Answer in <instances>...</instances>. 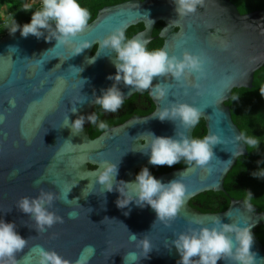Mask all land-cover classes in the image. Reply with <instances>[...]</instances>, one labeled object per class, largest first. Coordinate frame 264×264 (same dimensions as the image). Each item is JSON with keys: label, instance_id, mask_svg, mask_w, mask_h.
Here are the masks:
<instances>
[{"label": "water", "instance_id": "95a60500", "mask_svg": "<svg viewBox=\"0 0 264 264\" xmlns=\"http://www.w3.org/2000/svg\"><path fill=\"white\" fill-rule=\"evenodd\" d=\"M158 22L162 23L157 36L162 40L160 49L177 57L183 52L204 55L205 77L196 80L190 76L179 83L170 77L154 78L153 86L160 84L168 91L163 99L147 91L154 111L94 139L85 132L87 120L76 135L63 127L67 114L69 122L91 115L94 97L113 84L107 77L115 75L112 61L116 54L101 48L100 42L118 28L125 34L130 27L142 25L131 38L139 37L147 46L155 39L152 33ZM84 41L90 47L72 56L75 46ZM55 45V40L45 42L43 37L23 38L19 30L0 37V220L14 223L16 232L28 240L15 255L16 264H38L41 248L57 252L70 264H177L180 257L171 245L174 234L196 227L194 220L211 227L217 218L225 224L249 227L255 264H264V247L254 235L264 212L253 208L249 212L242 200L234 199L220 213L205 214L190 206L200 194L224 193L226 175L238 157L247 156L246 146L235 140L240 131L225 103L234 89H251L254 73L264 66V10L241 15L229 0H205L195 14L178 17L173 0H129L100 9L72 45ZM93 56L94 62L88 63ZM117 87L125 101L137 93L123 83ZM170 103L198 108L204 137L216 134L221 144L213 146L214 158L207 169L189 165L155 177L162 183L179 178L186 188L184 204L168 223L156 221L154 211L146 205L140 207L133 201L121 208L117 201L124 204L134 199L131 186L120 182L133 183L135 172L150 165L143 152L150 137L140 136L150 132L175 138L177 131H185L171 121L152 117ZM72 106L77 108L75 114L69 111ZM196 125L185 135L191 138ZM104 161L117 163L111 192H103L95 183ZM34 181H40L39 185ZM72 184L76 186L67 199L76 201L70 205L54 202L50 211L62 217L63 223L44 232H37L29 216L15 207L21 197L34 198L41 188L58 193ZM73 211L77 216L69 219L68 213ZM129 234L137 239L146 236L151 242L153 248L146 258H140L143 253L137 242L129 240ZM132 252L136 256H128L126 262V255Z\"/></svg>", "mask_w": 264, "mask_h": 264}, {"label": "clouds", "instance_id": "9594fccd", "mask_svg": "<svg viewBox=\"0 0 264 264\" xmlns=\"http://www.w3.org/2000/svg\"><path fill=\"white\" fill-rule=\"evenodd\" d=\"M205 0H173L175 12L178 17H186L195 14L199 7H203ZM33 5L24 3L22 9L29 12ZM30 23L19 25L16 23L13 14L0 16L3 19L4 29L9 34H14L19 30L21 37L27 38L29 35L45 42L56 41L55 46H70L76 37L88 26L90 12L82 7L79 0H40V7L31 11ZM146 41L136 38H126L123 29H116L100 42V47L115 52V59L112 61L115 67V75L108 76L107 79L113 81L111 87L102 90L99 97H94V105L99 106L105 113H116L124 104L125 97L117 85L123 83L137 92L154 91L158 99L166 98L168 91L161 88L160 84L152 85L154 78L170 77L173 81L182 82L190 76L196 80L203 79L206 75L207 59L204 55H193L183 52L179 57L170 55L168 51L157 48L149 51ZM87 41L75 46L73 55L81 54L90 47ZM95 56L88 59V63H93ZM75 68V67H72ZM78 69V68H77ZM79 71L76 72V76ZM83 81V80H81ZM85 81H83V84ZM82 84V85H83ZM198 87V85H194ZM259 94L264 98V86L259 88ZM240 96H232V101H236ZM84 102V101H83ZM79 101V103H83ZM69 111L72 114L77 112V108L72 106ZM152 117L161 122L171 121L176 127H182L183 133L176 132L175 138L157 137L152 133H144L140 137H150L143 152L148 154V163L152 166H168L184 160L188 165L207 169L209 163L214 158L213 146L221 144V139L216 134H210L203 138H189L185 135L200 120L201 111L185 103H170L168 107H161ZM87 120L90 125H96L101 131L108 129L106 121L100 120L94 111L88 116H78L74 121L69 122L68 114L64 117L63 127H69L73 135L83 130V125ZM248 150H258L260 139L239 132L235 137ZM250 152V151H248ZM95 183L103 188V192H111L117 175V163L108 161L102 162L101 168L96 172ZM183 173L180 174L181 177ZM253 177L264 178V169L252 173ZM40 181H34L39 185ZM133 189L134 199H129L127 203L121 204L117 201L118 207L124 208L130 202H135L137 206L150 207L156 216V221L168 222L175 220L179 210L185 202L186 188L180 179H174L168 183H162L150 174L147 167L142 168L136 175L133 183H124ZM91 182L86 186L89 187ZM76 184L65 191L63 188L58 193L40 189L33 197H21L15 207L22 213L29 216L34 223L37 232H44L57 223H63L62 217L50 211L54 202L60 201L70 205L73 201L68 200V194ZM84 191V190H83ZM93 192H89L91 194ZM244 206L252 211L253 200L251 192H244ZM121 194V193H120ZM83 195V192H82ZM87 195V196H88ZM76 212H69V219L76 218ZM196 227H189L185 232L174 234L175 239L171 245L176 249L180 259L177 264H217L224 260L228 264H255V254L250 251L253 244V235L247 226L241 227L234 223L225 224L220 219H215L211 227H202L199 220H194ZM14 223H6L0 220V264H16L15 255L21 252L27 245L28 240L23 239L15 230ZM131 242H137L143 255L146 258L152 250L151 242L144 236L137 239L134 234H129ZM38 264H70V261L59 255L55 251L39 249ZM136 256L135 252L128 253L125 257ZM139 258V259H140ZM79 264V262H77Z\"/></svg>", "mask_w": 264, "mask_h": 264}, {"label": "trees", "instance_id": "16d2710c", "mask_svg": "<svg viewBox=\"0 0 264 264\" xmlns=\"http://www.w3.org/2000/svg\"><path fill=\"white\" fill-rule=\"evenodd\" d=\"M125 1L129 0H79V3L82 7L89 10L90 23L96 17L100 9ZM229 1L237 8L241 15L264 10V0ZM26 2V0H0V16L13 14L17 24L24 25L30 23L32 15L31 11L37 10L40 7V3L32 4V9L29 12H24L22 5ZM161 27L162 23H158L155 26L152 35L153 37H157ZM142 29V25L130 27L126 31L125 37L131 38ZM8 33V30L4 29L3 19H0V37H3ZM161 45L162 40L155 38L147 45V48L149 51H152L157 48H161ZM261 86H264V66L254 73L251 89H234L231 92L229 100L225 103V105L229 108L232 122L236 125L238 130L240 132H245L247 135L259 138L261 143L258 150H248L246 146L247 156H240L237 158L234 166L224 179V193L206 192L192 199L190 205L201 213L213 214L223 212L228 208L230 199L243 201L245 196L244 192H251L253 198L251 201L252 208L260 213L264 212V178H256L252 175L253 172L264 169V98H262L259 94V88ZM232 96L240 97L238 100L232 101ZM143 114L144 113L138 112L136 113V116H141ZM127 118L128 116H124L119 120L106 121L109 125L108 129L116 124L119 125L124 123ZM95 126L96 125L90 126V129L87 131L91 139L96 138L104 132ZM204 135V122L199 120L192 133V137L203 138ZM188 166L189 165L184 160H181L180 163L175 164L172 167L148 166L147 168L150 174H152L155 178L157 175L166 174L173 170L182 169ZM261 222L262 224L255 229L254 235L264 247V218L261 219Z\"/></svg>", "mask_w": 264, "mask_h": 264}, {"label": "flooded vegetation", "instance_id": "af4514ba", "mask_svg": "<svg viewBox=\"0 0 264 264\" xmlns=\"http://www.w3.org/2000/svg\"><path fill=\"white\" fill-rule=\"evenodd\" d=\"M158 23H161V22H158ZM158 23H156L155 26ZM152 35H153V33H152ZM157 36H158V34H157ZM154 38H157V37H154ZM146 93H147V91H146ZM146 93H145V91H143V92H137L131 98H129L128 100H126L124 102V104L122 105V107L116 113H105V112H103V110L98 105L97 106H94L93 112L95 111L96 114L99 116L100 120H104V121L119 120L121 117H124V116H128V118L126 119V121L129 120V119H131V118H135V117L148 116L149 114H151L154 111V105H153L152 101L150 100L148 94H146ZM138 112L139 113H144V114L141 115V116H138V115L136 116V113H138ZM90 126H92V125H90V123H89L88 127L85 128V132L86 133L90 129ZM115 126H118V124H116ZM95 127L97 128V126H95ZM148 166H152V165H148ZM148 166H146V167H148ZM143 168H145V167H143ZM139 170L140 169H138L135 172V175L139 172Z\"/></svg>", "mask_w": 264, "mask_h": 264}, {"label": "rangeland", "instance_id": "374dc122", "mask_svg": "<svg viewBox=\"0 0 264 264\" xmlns=\"http://www.w3.org/2000/svg\"><path fill=\"white\" fill-rule=\"evenodd\" d=\"M26 3H30V4H37L40 3V0H26Z\"/></svg>", "mask_w": 264, "mask_h": 264}]
</instances>
